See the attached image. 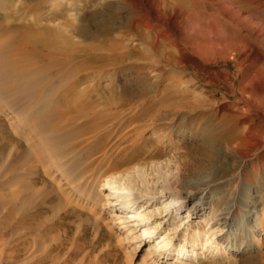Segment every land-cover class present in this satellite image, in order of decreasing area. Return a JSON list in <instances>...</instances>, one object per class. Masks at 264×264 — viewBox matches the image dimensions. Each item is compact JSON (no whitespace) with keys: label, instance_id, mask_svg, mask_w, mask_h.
<instances>
[{"label":"bare ground","instance_id":"6f19581e","mask_svg":"<svg viewBox=\"0 0 264 264\" xmlns=\"http://www.w3.org/2000/svg\"><path fill=\"white\" fill-rule=\"evenodd\" d=\"M66 1L5 0L0 2V173L11 172L7 181H0V190H3V193H0V214L3 215V212H5L4 216L0 218V257L5 248L8 247V238L14 240L17 248L15 250L11 249L5 260L9 264L18 255L17 249L25 248L23 246L27 243L30 235H34V225L37 229L38 224L36 220L41 216L42 209L48 207L46 203L48 197L53 195L51 190L43 194L42 198L44 199L34 211V192L31 183L17 179L18 175L19 177L27 174L34 175L36 167L32 168L33 160L35 158L36 162L40 164L45 162L46 156L41 152L47 148V145L50 144L49 146L54 148L51 154L54 156L67 158V155H65L67 151L83 148L82 151L85 149L83 154L89 157L88 155L105 150L107 142L110 143L116 134L120 137V145L124 142L120 152L110 156L111 152L108 155L104 151L105 158L110 163L114 162V169H116L134 161H145L144 156L150 151L148 149L147 152L146 147L149 148V146L153 147V149L150 148L151 150H154L152 157L161 156L160 140L151 136H144L143 134L147 128L137 122L146 117L153 121L156 119L162 120L166 118L167 114L179 113L183 117L191 116L196 121L200 117H206L207 112L209 113L211 108L205 105L208 103V97L192 96V98H185L186 96L182 97L181 95L176 97V95L166 94L168 90L164 89L165 87L161 91L160 89L156 91V94L160 91L161 96L157 97L158 95L152 94L153 89L151 87L159 88L164 80L165 64L172 66L176 62V59L172 56L174 50L181 54L182 50H185L184 48L190 50V47L184 46L176 38L188 39L191 40V43L201 40L200 46L212 39L245 43L248 47L246 53L253 51L250 62L259 65L253 69V73L261 78L264 77V2L262 1L252 0L249 3H242L236 0H135L138 4L145 6L146 9L148 8L149 13L152 14H155L158 9H167L168 12L173 14L169 10L173 11L175 9V12L178 8L188 5L196 9L197 12L190 11L191 14L185 15L187 17L186 20H183L185 23L183 26L185 27L182 26L180 21H177V24H174L175 26L173 25V35L161 31L160 25L155 28L151 27L149 22L142 24L147 28L144 29L141 23L136 22L135 18H126L124 15H119L122 7L113 3L106 5L109 9L107 12L95 10L97 8H89L83 11L87 14V17H83L84 19L82 17L77 18L78 16L73 15L80 14L83 9L78 4L85 3L89 4L88 6L99 7L98 0ZM78 19L77 24L75 21ZM81 20L82 22H80ZM117 21L120 23L119 26L127 25L131 33L129 35H113L110 27H114ZM90 25H93L94 28H90ZM149 35L151 36L150 39ZM97 37H101V40L94 39ZM86 38H92L95 41L87 42ZM179 40L181 41V39ZM125 41H132L135 47L144 44L145 48L149 49L141 51L132 48V46L127 48ZM166 47H170L171 50L167 51ZM188 54L193 56L190 51H188ZM199 57L200 60L204 59L203 55ZM205 57L208 56L205 55ZM162 64L163 67L161 68ZM123 67H127L126 70L134 71L138 75L135 78L138 79L137 81L142 82L141 89H139L140 86L131 84L132 78L128 79L129 81L124 79L127 88L123 86L122 89L118 90V85L113 84L116 81L117 72ZM151 71L156 73L153 79L149 75ZM104 79H109V81L103 83L102 86L101 82ZM174 82L179 84L180 80L174 77ZM176 84L173 85V94H179L180 89L177 90ZM130 86L136 87V89L125 91ZM189 87L191 86L189 85ZM255 96V100L248 102V107L255 109L256 118L261 119V124L255 125V119L249 118L245 119L246 125L244 127L240 117L236 116L232 118L227 126H225L227 122L224 123L222 133L209 131L203 135L205 139L203 141L204 146L200 147L199 151L205 159L213 163L211 175L215 178L208 174L203 178L196 179L190 189L191 191L196 189V193L187 194L185 193L187 192L186 189L179 190L180 193L186 195L178 196L176 199L175 197L165 199L160 206L155 207V212H145L144 214L149 216L148 220L155 217H160L161 220L156 221L157 225L154 226V229H142L141 233L131 237L130 241H128L129 239L126 241L125 238L124 241L137 242V248H139L141 241L146 240V238H143L146 236L145 234L153 232L163 225L170 224V220L172 218L176 219L179 212H181L180 210L187 205L185 208L187 217L208 218L207 225L209 226L204 231L206 233L204 243H201L203 251H222L225 253L233 247V249H237L235 253H243L247 242L241 240V243L236 245L228 240L229 236L234 234L237 236L238 232L236 231L242 228V225L236 220L237 215L228 210L229 208L217 215L215 211L212 212L209 204L213 199L211 195L212 188L216 186L214 181L217 177L218 179L225 177L224 173H222V176L219 173L215 174L222 167L225 160L232 158V163H238L236 160H243L242 163L244 162L245 166H247L246 163L249 160H254L255 163H259L260 166L264 167V92L260 91ZM132 100L137 101V105H134L135 103L130 105L129 101ZM132 106H141V111L138 110L137 113H132L125 117L123 123H119L120 118L125 116L124 112ZM5 111H10L15 116H19L21 120H24L26 126L33 131L30 133L29 139L26 140L27 145L9 135L8 130L12 128V123L7 122L6 119H9V116L7 117ZM163 112L166 114L164 115ZM229 115H231V112ZM174 118H172V122L167 123V129L183 131L186 128L184 122L179 117ZM124 127H128V129L123 131ZM261 131L263 134H261ZM34 136L38 142L39 151L32 149L34 148V141L32 142L31 139L32 137L34 139ZM129 140L130 144H126ZM138 140L141 142L139 143ZM70 159L73 161L75 157L71 156ZM20 167L27 168L26 172L22 173L20 171V173H17L16 170ZM127 168H123L122 172L120 170L119 173L115 172L108 175L109 177L107 176L103 181L101 189H107L108 187L110 190L115 189L113 192L111 191V197L107 195L110 200L117 198L116 202L110 201L107 203L110 206V212H112L111 215H108L111 219L113 218L112 221L118 219L117 223L123 225V227L119 226L121 229L128 228L126 234L129 235V232L138 231V227L140 230L142 223L140 217L129 216L127 215L128 212H131L134 205L142 198H145L147 202L140 207L143 208L145 204L150 206L153 197L151 195L155 194L156 191L148 189L146 177L142 172L127 175L125 173L128 170ZM9 182L19 183L18 190H9ZM161 188L163 192H166L160 191L161 193L157 196L160 198L167 197L169 188L165 184ZM199 191H202V194L198 195ZM247 192L250 195L246 198L244 206L247 207L246 217L250 218L257 203V200L254 199L257 192L252 189L247 190ZM171 195L175 196V193L172 192ZM234 198L235 195L233 194L232 199ZM173 199L177 200L174 204ZM57 202L59 203L60 200H57ZM124 202L127 203L126 206L122 205ZM225 203H227V200L220 204V207L223 205L225 207ZM129 204H132V206H129ZM64 221L62 218L59 223L44 228L45 234L54 232L57 227L64 226ZM255 221H258V219ZM188 222L185 221L190 226L191 224ZM43 224L40 223L39 226ZM181 224L178 223L164 231L166 233L163 232L164 235H161L162 237L157 239L156 242L161 245L159 247L169 246L170 240L179 238V233L182 230ZM253 227L256 231L261 230L257 228L256 223L253 224ZM196 234L199 233L191 234L189 237L185 236L183 246L174 249L177 258L183 259L187 252V250L183 251V248L187 247L188 244H190L192 248L190 252L193 254L200 241V238H196ZM207 234H210V236H207ZM171 235L172 238H168ZM149 238H156V236ZM213 243L215 247L212 246ZM19 246L21 247L18 248ZM248 247L251 248L250 244ZM27 248H30V246ZM151 249L153 250V248ZM170 249L171 247L166 248V251ZM145 251L147 252V250ZM161 255L166 258L170 256L166 252L161 253ZM27 256H30V254ZM188 257L190 259L191 256L188 255ZM253 257L248 256L244 259L243 264H257L254 262Z\"/></svg>","mask_w":264,"mask_h":264},{"label":"rangeland","instance_id":"374dc122","mask_svg":"<svg viewBox=\"0 0 264 264\" xmlns=\"http://www.w3.org/2000/svg\"><path fill=\"white\" fill-rule=\"evenodd\" d=\"M3 1L5 0H0V2ZM236 1L249 3L252 0ZM259 1L264 2V0ZM97 2H99L100 4L99 7L88 6L89 4L85 3L78 4L79 6L81 5L80 8L83 9L80 11V14L77 13L73 16H78L77 18L82 17V19H84L83 17H87V14H85V12L83 11H86L89 8H97L95 10L107 12L109 9L106 5L109 3H113L116 6L122 7L119 15H124L126 16V18H135L137 20L136 22L141 23V26L144 29L147 28H145L142 24L149 22L151 27L155 28L160 25L161 31H165L173 35L172 32L175 26L174 24H177V21L182 22L183 26V24L185 25L183 20H186L187 18L185 17V15H189V13L191 14L190 11L197 12L196 9H193L188 5L178 8V10H176L175 12V9L173 11L169 10L173 14L168 12L167 9H158L155 14H152L151 12L149 13L148 8L146 9L145 6L138 4L135 0H98ZM161 11L163 12L161 13ZM145 13H147V15H145ZM75 22L78 24L79 19ZM80 22H82V20ZM118 22L119 21L116 22L114 27H110L109 25H107L112 29L113 35H129L131 33V30L127 27V25L123 24L119 26L120 23ZM83 23H85V21H83ZM89 27L92 29L94 28L93 25H90ZM150 35L148 36L149 39L151 37ZM94 39L101 40V37H97ZM176 39L184 46L190 47V50L184 48L185 50H182V54L177 50H174L172 56L176 59V62L172 64V66L170 64H165V73L163 75L164 80L162 81L163 85L161 84V86H159V88L157 89L154 88V86L151 87L153 89L152 94H156L157 90L160 89L161 91V89L165 87L164 89L168 90L166 91V94L173 96L176 95V97H179L180 95L182 97L186 96L185 98H192V96H202L204 98L208 97V103H206L205 105L211 108L209 110V113L207 112L205 114L206 117H200V119H197L196 121L192 119L191 116L183 117L179 113L167 114L166 118H161L162 120L156 119L155 121H153L150 120L149 117H146L142 121L137 122L139 123V125L141 124L145 128H147V130H145L143 134L144 136H151L154 139L160 140L159 147L160 151L162 152L161 156L152 157L154 155V150H151L153 149V147L149 146V148L146 147V150L147 152L150 150L151 153H149V151L147 154L148 156L144 154V157L146 159L145 161H134L128 165H124L123 167H118L116 169H114V162L111 161L112 163H110V161L105 158L104 154V151H106L108 155L112 153L110 156H114L116 153L120 152L121 146L124 145V142L120 145V137H118V135L116 134L113 137L115 139L113 140L112 138V142H107V145L104 148L105 150L99 151V153L96 152L94 153L95 155H88L89 157H86V155L83 154L85 150L84 149L82 151L83 148H78L81 150L82 155L80 150L76 149L78 151H73L72 149L65 153V155H67V158L54 156L51 155L54 148L50 147V144L47 145V148L44 150L42 149L43 151L41 152L44 156H46L45 162L43 164H40L39 162H36L35 158L33 160L32 168L34 169L36 167L34 169V175L31 176L27 174L21 175L20 177L18 175L17 179L25 180L31 183V188L34 192V211L37 205L42 202V199H44L42 198L43 194L51 190V192H53V195L48 197V201H46L48 207L42 209L41 216L38 217L39 220H36L38 221V224L36 226L37 229H35L34 225V235H30L27 243L23 246L25 248H21L20 250L17 249L18 255L13 258V260L11 261L12 263L10 264H243L244 259H246L248 256H254V262H256L257 264H264V167L260 166L259 163H255L254 160H249L246 163L248 167L244 165V162L242 163L243 160H236L238 163H232V158L225 160L222 167L218 169L215 174L219 173L222 176V173H224V176L226 178L221 177V179H218L217 177V179L214 181V184L216 186L212 188L211 195L213 196V199L209 204L212 212L215 211L217 215L221 212H224L227 208H229L228 210H231L232 213L237 215L236 220L242 225V228H239L236 231L238 232L237 236L236 234H234L233 236H229L228 240L230 242L232 241V243L236 245H239L241 243V240L247 242L246 246L244 247L245 249H243V253H235L237 249H233V247L225 253H223L222 251H203L201 243H204V236L206 235L204 231L207 229V226H209L207 225L208 218L202 219L198 217H187V213L185 211L187 205H185L180 210L181 212H179V216L176 219L172 218L170 220V224H167L166 226L163 225L153 232L145 234L146 236H144L143 238H146V240L141 241V245L139 248H137V242H135L136 245L135 243L126 242L128 239V241H130L131 237L137 236L138 233H141L142 229H154V226L157 225L156 221L161 220L160 217H155L151 220H148L149 216L144 214L145 212H155V207L160 206L162 201L165 199L173 197H175L176 199L178 196L181 197L186 195L180 193L179 190L181 191L186 189L187 192L185 193L187 194L196 193V189L192 191L190 190L192 188V184H194V181L196 179L203 178L208 174H210L209 176H213L211 175L213 171V163L205 159L203 157L204 155H202L199 151L200 147L204 146L203 141L205 139L203 135L206 132L216 131L217 133H222L224 123L227 122L225 124V126H227L228 124H230V121H232V118H235L236 116L240 117V119L242 120V125H244V127L246 125L245 119L249 118L255 119V125L261 124V119L258 117L256 118L255 109L251 108L250 106L248 107V102H250V100H255V95L257 93H259L260 91H262V93L264 92V77L261 78L253 73V69L257 68L259 65L255 62V64L253 62H250L253 51L246 53L248 47L245 43L240 44L231 40H228L226 42L223 40L212 39L208 40L200 46L201 40H197L196 42L191 43V40L188 39L184 40V38L182 39L180 37L179 39H181V41L178 38ZM86 41L89 42L95 40H92V38H86ZM125 45L127 48H130L132 46V48H137L141 51L149 49L145 48L144 44L135 47L133 46L132 41H125ZM166 49L167 51L171 50L170 47H166ZM188 51H190L191 55L193 56H190L188 54ZM202 55L204 59L200 60L199 56ZM205 55H207L208 57L206 58ZM162 67L163 64L161 65V68ZM126 68L127 67H123L120 71L117 72L116 81L113 84L118 85V90L122 89L123 86H126L127 88L125 80L132 78L133 80L130 81L131 84L138 87L140 86L139 89H141L142 82L137 81L138 79L136 80L135 78L138 77V75L134 71L126 70ZM155 74V72H149V75H151L150 77L152 79L154 78ZM174 77L175 79L178 78L180 80L179 84H176L174 82ZM166 78L167 80H165ZM108 81L109 79L102 80L101 85L103 86L105 83H108ZM174 84L177 85V90L180 89L179 94L172 93ZM184 84L186 85L184 86ZM189 85L191 87H189ZM134 89H136V87L134 88L130 86V88L128 90L125 89V91H132ZM160 91L157 92V97L161 96ZM129 102L130 105L132 103H135L134 105H137V101L135 100ZM140 107L141 106H132L130 109H127L124 112L125 116L120 118L118 122L123 123L125 121V117H128L132 113H137L138 110L141 111ZM230 112L231 115H229ZM165 114L166 113H164V115ZM171 115L172 117H170ZM8 116L9 119H6L7 122L12 123H10L12 125V128L8 130L9 135L13 138H17V140L19 139L20 141H22V143L27 145L26 140L29 139L30 133L33 131L30 130L28 126H26L24 120H21V118L17 115L15 116L14 113L8 111L7 117ZM174 117L181 118L180 120H182L184 122V125H186V128L183 131L167 129V123L172 122V118ZM123 129V131H125L128 129V127H124ZM261 134H263L262 131ZM35 139V136L34 139L33 137L31 139L32 142L34 141V148L32 149H36L39 151L40 148L37 140ZM129 142L130 140L126 144H130ZM78 155L81 157H79ZM71 156H74L75 160L72 161V159H70ZM123 168L128 169L125 172L127 175H133L136 172H142V174H144V176L146 177L145 179L148 189H152L157 192L151 195V197H153L151 198L150 202H152V204L150 206H147L145 204V206L141 208L142 205L147 202L145 198H142L134 205V207L131 209V212H128L127 215L129 216L140 217V222L142 223V225L140 226V230L138 227V231L129 232V235L126 234L128 228L121 229L120 227H123V225L117 223L118 219L116 221H112L113 218L111 219V217L109 216L112 212H110L111 209L109 204L107 203L110 201L116 202L117 198H115L114 200H110L107 197H111V193L115 189L110 190L109 187L107 189H101V185L108 175L115 172L119 173L120 170L122 172L124 170ZM26 169L27 168L25 167H20V169L18 168L16 172L20 173L21 171L22 173H25ZM10 173H0V181H7L10 177ZM164 184L169 188V190L167 191H169L170 194L168 193L167 197L160 198L157 195L163 192L161 186H163ZM8 187L9 190H18L19 183L9 182ZM250 189L257 192L256 195L254 193V195L256 196L254 199L257 200V203L255 205V208L253 209L252 215L250 216V218H247V207L244 206V203L246 201V198L250 195L248 193L249 191L247 192V190ZM165 192L166 191H164L163 193ZM172 192L175 193V196L171 195ZM0 193H3V190H0ZM200 194H202V191H199L198 195ZM233 194L235 195L234 199H232ZM175 199H173V204L175 203V201H177ZM57 200H60V202L58 203ZM225 200H227V203H225V207L224 205L220 207V204L224 203ZM122 205L126 206L127 203L124 202L122 203ZM129 206H132V204H129ZM261 209L263 212L261 211ZM4 213L5 212H3V215L0 214V218L4 216ZM62 218L65 220L63 224L64 226L57 227L54 232H47V234H45L46 231L44 230V228L59 223ZM257 219L259 222L255 221ZM185 221H189L188 223H190L191 225L188 226ZM40 223L44 224L42 226H39ZM178 223H182V230L179 233V238H177V240H170L169 246L159 247L161 245L159 243H156L157 239L161 238L164 235V231L170 229ZM255 223L257 228H260L261 230H255V228L253 227V224L255 225ZM197 232L200 235L196 234V238H200V241L198 243V246H196L193 254H191L192 252L190 251L192 248L190 247V244H188L187 247L183 248V251L187 250L183 259L177 258V254L174 252V249L183 246L185 242L183 238L185 236L189 237L191 236V234L195 235V233ZM151 236H156V238L150 239L149 237ZM207 236H210V234H207ZM124 238L126 239V241H124ZM168 238H172V235ZM7 242L8 247L7 249L5 248L4 252H2L3 254H1L2 258L0 257V264H9L8 262H5V260L7 259L6 256L8 255L9 251H11V249L15 250L17 248L15 244L16 242L14 240L8 238ZM213 244L212 246L215 247V244ZM249 244L251 248L248 247ZM29 246L30 248H27ZM20 247L21 246H19L18 248ZM170 247L172 250L170 249L166 251V248ZM151 248H153V250ZM226 248H228V246H226ZM145 250H147V252ZM164 252H166L167 255L169 253L170 256L168 258L163 257L161 253ZM29 254L30 256H27ZM188 255L191 256L190 259ZM25 259L26 261L28 260V262H26Z\"/></svg>","mask_w":264,"mask_h":264}]
</instances>
